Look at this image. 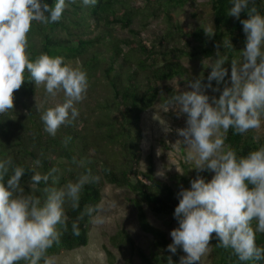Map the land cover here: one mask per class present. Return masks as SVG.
<instances>
[{
    "label": "clouds",
    "instance_id": "9594fccd",
    "mask_svg": "<svg viewBox=\"0 0 264 264\" xmlns=\"http://www.w3.org/2000/svg\"><path fill=\"white\" fill-rule=\"evenodd\" d=\"M75 3L77 0H53L51 4L47 0H0V114L13 109L12 94L21 87L27 72L35 85H43L47 95L63 93L62 102L40 112L43 130L50 136L78 118L76 105L86 96L88 77L62 56L42 53L30 59L27 34L33 22H59ZM80 3L95 6L97 0ZM230 3L228 15L239 19L242 11L247 13V18L240 20L245 47L240 61H231L230 82L225 79L229 73L224 67L228 56L217 51L215 58L202 61L203 67L210 69L206 82L201 73L186 80L189 90L175 91L161 101L164 112L172 110L177 117H185V127L176 130L188 146L185 159L194 163L192 168L214 173L207 182L197 176L189 188L177 193L173 216L178 227L170 231L172 242L167 250L175 254L178 247L182 249L185 255L179 264H200L211 251V239L218 241L216 247L231 249L241 264L264 262V246L256 244V234L264 233V145L238 156L225 143L229 130L243 135L264 128V14L255 0ZM204 32L210 37L215 34L213 26ZM227 47H232L230 40ZM207 89L219 95L210 97ZM163 125L164 131L171 130ZM57 171L32 169V190L25 191L21 181L26 169L14 164L10 156L0 159V264H53L48 250L59 246L68 231L66 206L80 208L81 193L91 179L84 175L57 187ZM41 184L45 185L43 195H37ZM100 211L99 206L85 207L71 223L72 235H80L79 222L85 216L102 224Z\"/></svg>",
    "mask_w": 264,
    "mask_h": 264
},
{
    "label": "trees",
    "instance_id": "16d2710c",
    "mask_svg": "<svg viewBox=\"0 0 264 264\" xmlns=\"http://www.w3.org/2000/svg\"><path fill=\"white\" fill-rule=\"evenodd\" d=\"M47 2L51 4L53 0ZM209 2L215 31L211 37L204 32L207 28L203 25L187 29L172 19V9L183 6L186 0H145L143 7H136L132 0H97L95 6L86 7L77 0L65 10L59 22L32 23L26 48L30 59L46 53L62 56L74 67V63H79L87 73V94L100 90L96 99L93 97L92 107L86 112L80 109L71 125L61 126L55 136H50L40 120V112L48 108L46 99L40 100L42 105L32 100L38 86L25 72L21 87L12 94L13 109L0 114V159L10 156L14 164L26 169L21 181L25 191L32 190V169L46 173L56 168L57 187L84 175L91 177L81 193L80 208L73 210L66 206L68 231L62 235L59 246L48 250L49 256L88 244L90 218L85 216L80 220L78 237L72 235L71 223L85 207L99 206L102 188L109 183L134 194L139 227L153 237L150 251L146 253L124 229H118L110 237V243L122 255L128 248L125 264H133V255L142 264H170L169 258L172 264H179L184 252L179 247L175 254L167 250L171 238L149 222L143 206L156 215H173L178 197L171 184L155 178L151 162L146 170L141 169L140 123L142 113L159 98V82L189 76L188 68L181 62L184 57L206 59L215 57L217 51L227 55L229 61L224 67L229 75L225 79L230 82L231 61H240V52L245 47L240 20L246 19L247 13L242 11L237 19L228 15L230 0ZM255 6L264 14V0H255ZM138 16L142 29L150 18L159 16L164 18L167 28L156 41L149 43L141 30L132 26ZM116 27L127 30L129 35H116ZM228 40L232 47H227ZM207 75L208 72L203 73L205 82ZM212 83L216 86L215 81ZM165 91L167 97L177 90L168 87ZM225 143L242 156L264 145V135L255 138L252 131L240 135L229 130ZM208 175L209 170L200 172L206 182ZM44 187L39 185L37 195H43ZM189 187L188 182L184 188ZM217 242L216 239L209 242L213 248L211 264H241L231 249L216 247ZM256 244L264 246V233L256 234ZM105 249L112 258L110 250Z\"/></svg>",
    "mask_w": 264,
    "mask_h": 264
},
{
    "label": "rangeland",
    "instance_id": "374dc122",
    "mask_svg": "<svg viewBox=\"0 0 264 264\" xmlns=\"http://www.w3.org/2000/svg\"><path fill=\"white\" fill-rule=\"evenodd\" d=\"M144 2L145 0H132V4L136 7H143ZM171 15L174 21L187 29H193L199 25H203L206 28L213 26L209 0H186L183 6L172 9ZM132 26L140 29L143 38L152 43L165 32L167 23L162 16L155 19L150 18L148 24L142 29V22L140 16H138ZM115 30L116 35L121 37L129 35L127 30H120L118 27ZM181 44H183V41ZM207 59L199 57L182 58L181 62L188 68L189 76H177L171 80L159 82V98L152 107L145 110L141 115L140 167L142 170H146L151 162L155 178L171 184L177 193L188 182L190 184L191 180L200 176L201 170L192 168L194 167V163L185 159L186 148L188 146L182 143L183 137L179 136L176 131L179 128L185 127V117H177L172 110L164 112L161 101L166 97V88L172 87L177 91L189 90L185 87L187 79H195L201 73L209 72L210 69H205L202 64V61H206ZM74 64L76 67H80L79 63ZM42 91L45 92L43 85L38 86L37 92L32 96L34 102L45 98L46 105L52 107L64 99L63 93H58L56 97H51L47 94H41ZM99 91L98 89L95 92L88 93L90 96L86 93L85 98L76 105L78 110L81 109L86 112L89 107H92V104L95 103L93 97L96 99V93L98 94ZM206 92L210 97L219 95L218 92L213 93L211 89ZM85 103L87 104L85 105ZM40 104L42 105L43 102L40 101ZM165 123L171 129L170 131H164L163 124ZM250 131L253 132L255 138L264 135V128ZM177 141H181V143L178 145ZM158 172H163L164 175H158ZM213 175L214 173L209 170L207 179L210 180ZM134 198V194L128 189L106 183L102 188V199L99 204L101 209L99 214L103 216L104 222L99 225L91 222L88 244L73 250H62L60 254L51 256L53 264H125L124 256H129L130 252L128 248H126V253L122 255L110 243V237L121 228L130 235L136 246H139L148 253L152 246L153 237L150 233L143 231L139 227L133 204ZM143 206L149 222L165 231L167 236L171 238L170 231L178 227L174 216L156 215L145 205ZM210 247L211 251L202 257L200 264L212 263L213 248L211 245ZM105 248L110 250L112 258L107 255ZM132 260L133 264H142V261L135 255L132 256Z\"/></svg>",
    "mask_w": 264,
    "mask_h": 264
}]
</instances>
